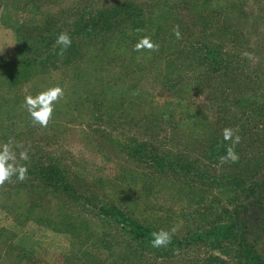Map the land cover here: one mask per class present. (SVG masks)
<instances>
[{"label":"trees","instance_id":"16d2710c","mask_svg":"<svg viewBox=\"0 0 264 264\" xmlns=\"http://www.w3.org/2000/svg\"><path fill=\"white\" fill-rule=\"evenodd\" d=\"M20 1L28 6V11L18 16L11 25L16 35L15 54L11 59L0 55V83L3 84L2 87H9L11 90L22 87L36 74L34 72L39 66L44 67L46 62L52 60V56H60L62 47L55 45V41L62 33L57 21L61 19L63 12L49 8L52 5L57 6L62 0ZM81 1L84 4H81ZM129 1L114 4L99 11L98 16L95 14L88 18L85 12L89 0H78L81 11L74 22L75 28L72 33L75 34V38L71 42L73 45L64 50L67 51L64 62L67 66L74 58L84 59L81 51L82 42L84 44L92 42L97 46L96 51L89 54L88 58L85 57L84 62L75 64V75L69 77V80L63 78L59 85L66 90L64 97H67V103H74L71 106L69 104V110L90 105L89 107L93 109L103 111L107 124L111 123L114 117L124 122L155 118L161 120L159 114L153 110L148 115L145 108L138 111L133 108L142 107L145 93L140 84L147 82L146 79L151 80L150 72L163 71L160 83L164 89L176 88L184 92L189 90L185 88L187 84H183L182 78H179L182 65L188 63L184 56L189 60V54L192 53L197 64L205 63L207 67L216 68L215 70L223 63L221 49L217 46L190 42L187 46L171 47L176 36L173 30L162 24L175 16L173 11L160 10L155 14L154 3L146 9L141 2ZM146 35L159 44L158 51L134 50L136 43ZM169 51L172 52L169 54ZM117 66L121 69L115 70ZM50 87L48 83L46 86L29 89L25 94L35 96ZM178 93L181 95L177 96L182 98L184 94ZM8 95L10 94H0V145L10 138L19 145L22 144V140L27 139L29 143L23 144L15 151L18 157L20 151L27 149L29 160L20 163L27 166L28 172L24 181L13 176L10 182H6L0 188L10 193L8 198L15 194L19 199L12 209L17 211V215L15 214L17 223L31 220L72 235L73 250L65 256L63 264L230 263L226 258L214 254L195 261H187L190 251L203 247L219 250L227 257L233 256L231 259L234 264H264V255L259 254L253 240L248 241L246 237L237 234L234 218L228 208L217 211L203 206L199 208L197 218H194L195 222L189 224L187 219L178 224L179 221H171V218L162 216L155 210L142 208L146 197L150 199V194L156 196L155 178L154 181L148 180L142 188L138 178L129 177L126 186L130 187L128 189L132 193L129 190V193H126L124 180L116 179L117 182L110 187L103 179L91 181L82 177L71 164L44 149L42 142L36 139L37 142L31 145L34 137L32 135L39 130V125L34 124L26 105L22 104L21 97H24L25 103L26 96L20 92ZM62 101L63 98L55 104L53 113L55 128L59 126L57 117L64 113L60 107ZM105 105L109 108L106 109ZM144 110L145 114L141 117ZM13 112L16 115H12ZM51 121L47 127H52ZM201 121L200 125L203 127L205 123L204 120ZM18 123H22L23 127ZM48 131L47 129L46 132ZM99 134L104 142L110 138L107 130H100ZM210 136L212 151L224 150L229 143L231 144L223 141L217 131L214 133L210 131ZM114 137L118 138L112 140L131 160H142L152 167L153 172L163 174L170 172L175 174L174 176L181 174L207 186L222 187L224 194L233 189V186L227 188L228 184H242L244 177L242 170L227 172L219 179L209 175V170L201 167L199 157L187 158L180 153L159 151L149 138H139L137 134L124 138L117 135ZM220 144L224 146L218 147ZM235 151L239 155V160L233 165L249 167L252 160L244 159L240 147ZM99 187L101 189L98 190ZM48 196L51 200L47 205L45 200ZM52 197L57 198L59 202L54 204ZM5 200L8 202L7 198ZM258 205L264 211V196L258 199ZM208 215H212L211 218H206ZM174 226L177 227V231L167 247H152L153 231L171 230ZM262 229L264 232V221ZM9 233L11 231L6 227H0V235ZM95 246L102 247L106 253L103 255L100 251H93L92 248ZM18 247L14 264H40L32 251L20 245Z\"/></svg>","mask_w":264,"mask_h":264},{"label":"rangeland","instance_id":"374dc122","mask_svg":"<svg viewBox=\"0 0 264 264\" xmlns=\"http://www.w3.org/2000/svg\"><path fill=\"white\" fill-rule=\"evenodd\" d=\"M122 1L129 0H89L86 16H98L99 11ZM132 1L141 2L146 9L154 3L155 14L160 10L173 11L175 16L170 17L169 21L165 20L162 25L171 30L179 25L182 38H175L171 47L187 46L190 42L217 46L221 49L223 58V63L217 67L219 69L207 67L205 63L197 64L192 53L189 54V60L184 56L188 63L182 65L179 75L183 84H187L185 88H189L184 92L176 88L164 89L160 83L163 71L150 72L151 80L146 79L147 82L140 84L145 93L142 107H132L137 111L145 108L148 115L153 110L159 114L161 120L155 118L124 122L114 117L112 122L107 124L103 111L93 109L90 105L69 110L74 103H67V97L64 95L60 103L64 113L57 117L59 126H53L54 118L51 128L38 124L39 130L32 135L34 137L31 145L37 141L42 142L44 149L71 164L82 177L91 181L103 179L110 187L117 182L116 179L124 180L126 193L130 191V187L126 186L130 178H138L142 188L148 180L154 181L155 178L156 196L148 195L150 199L146 197L141 206L143 209L155 210L160 215L171 218V221H179L178 224L187 219L189 224L195 222L194 218H197L199 208L203 206L217 211L228 208L234 218L237 234L246 237L248 241L253 240L259 254L264 255V211L258 205V199L264 196V0ZM77 2L78 0H62L57 6L49 7L54 11L63 12L57 23L62 32L70 35L72 42L75 38L72 33L74 22L81 11V4H84L81 1L78 5ZM26 11L28 6L20 0H0V55L6 56L5 58L11 59L16 50V35L11 25ZM95 47L97 46L92 42H82L81 51L88 58L89 54L96 51ZM170 52L172 51H169V54ZM65 54L67 51L60 56H52V60L46 62L44 67L39 66L34 72L36 74L20 88L11 90L9 87H2L3 84L0 83V94L11 96L20 92L26 96L25 92L29 89L46 86L48 83L54 87L59 85L63 78L69 80V77L75 75V64L84 62L86 58H74L72 63L66 66ZM120 69L121 67L117 66L115 70ZM178 92L184 94L182 98L177 96L181 95ZM23 98L21 97L22 104L25 105ZM105 108L109 106L105 105ZM144 114L145 110L141 117ZM12 115L16 113L13 112ZM201 120H204V128L200 125ZM18 124L23 127L22 123ZM226 127L236 129L243 138V142L240 141L242 143L237 144L235 150L240 147L244 159L252 160L249 167L234 166L231 161L221 163L220 157L225 154L226 147L224 150L212 151L210 131H217L223 138L222 132ZM100 130L109 132L110 138L107 142L100 137ZM135 134L139 138H149L159 151L168 150L187 158L199 157L201 167L209 170V175L219 179L227 172L242 170V184H228L226 187L230 189L233 186V189L224 194L222 187L207 186L181 174L174 176L175 174L170 172H153L152 167L142 160H131L112 140L118 138L114 135L124 138ZM28 143V140L24 139L21 145ZM9 195L10 193L0 188V227L4 226L11 231L9 234L0 235V264H14L19 245L32 251L40 264H63L65 256L73 250L72 235L31 220L17 223V211L12 209L19 199L15 194L8 198ZM50 200L48 196L45 200L47 205ZM52 201L54 204L59 202L54 197ZM92 250L100 251L103 255L106 253L105 249L99 246L93 247ZM210 254L226 258L229 264H234L231 259L233 256L227 257L219 250H209L205 247L190 251L187 261L206 258Z\"/></svg>","mask_w":264,"mask_h":264},{"label":"clouds","instance_id":"9594fccd","mask_svg":"<svg viewBox=\"0 0 264 264\" xmlns=\"http://www.w3.org/2000/svg\"><path fill=\"white\" fill-rule=\"evenodd\" d=\"M141 31V29H137ZM174 35L177 39L182 38L180 26L176 25L173 29ZM71 37L66 32H62L56 38L55 45L61 47V55L63 51L71 45ZM158 51L159 44L151 39L150 36L142 37L135 45V51ZM65 95L64 88L60 85L48 88L41 91L39 94L27 95L25 97V105L34 122L41 127H47L49 122L53 119V113L55 104ZM223 141H231L226 147L225 154L221 155V163H227L229 161L235 163L239 160V155L235 151V146L239 144L241 137L236 129L226 127L222 132ZM223 144L218 147H223ZM22 147V145L16 144L13 139H9L7 142L0 145V187L4 186L6 182H10L13 176H17L20 181H24L27 178L28 168L25 164H21L20 161L29 160L27 149H24L17 153L16 148ZM177 231V227L174 226L171 230L160 229L159 231H153L151 233V245L154 248L167 247L173 238V234Z\"/></svg>","mask_w":264,"mask_h":264}]
</instances>
